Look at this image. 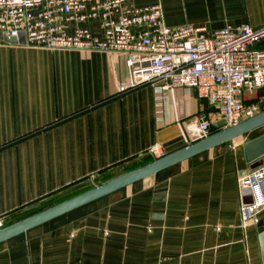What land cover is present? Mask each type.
Returning a JSON list of instances; mask_svg holds the SVG:
<instances>
[{"label":"crops","instance_id":"crops-1","mask_svg":"<svg viewBox=\"0 0 264 264\" xmlns=\"http://www.w3.org/2000/svg\"><path fill=\"white\" fill-rule=\"evenodd\" d=\"M133 1L160 3L173 27H264V0ZM1 34L4 226L155 160V143L166 154L191 144L189 122L212 117L195 89L168 98L152 85L125 89L124 53L31 47ZM244 97L264 110V86ZM263 134L264 125L1 241L0 264H263L264 211L243 225L238 188L252 170L243 145Z\"/></svg>","mask_w":264,"mask_h":264},{"label":"built area","instance_id":"built-area-1","mask_svg":"<svg viewBox=\"0 0 264 264\" xmlns=\"http://www.w3.org/2000/svg\"><path fill=\"white\" fill-rule=\"evenodd\" d=\"M21 31L31 47L124 53L125 89L152 85L164 98L175 89H195L213 113L189 122L187 134L194 141L212 133L215 116L233 126L259 112L244 95L264 86V49L253 48L264 39V27H173L160 3L138 6L133 0H0V33L12 37ZM147 151L156 159L166 154L159 143ZM262 159L238 178L243 225L259 222L264 211Z\"/></svg>","mask_w":264,"mask_h":264},{"label":"water","instance_id":"water-1","mask_svg":"<svg viewBox=\"0 0 264 264\" xmlns=\"http://www.w3.org/2000/svg\"><path fill=\"white\" fill-rule=\"evenodd\" d=\"M1 36L4 41L10 43L25 45L27 41L24 31H21L18 36L8 37L3 33ZM262 125H264V110L233 126H226L225 119L220 120L213 125V129L215 131L208 137L196 140L185 147L170 152L141 167L112 178L101 185L90 188L42 211L0 228V242L27 232L35 226L109 194L114 190L129 185L139 179L155 174L158 171L163 170L177 162L183 161L197 153L208 150L225 142L232 143L238 137L243 136L244 134ZM243 149L246 161L250 164V167L252 169L258 167L262 163V158L264 156V134L244 143ZM247 200L251 201V198ZM260 240L264 264V231L260 235Z\"/></svg>","mask_w":264,"mask_h":264},{"label":"trees","instance_id":"trees-1","mask_svg":"<svg viewBox=\"0 0 264 264\" xmlns=\"http://www.w3.org/2000/svg\"><path fill=\"white\" fill-rule=\"evenodd\" d=\"M153 160H154V159H151V158H150V159L147 160V162L145 161V162H146L145 164H147V163H149V162H151V161H153ZM145 164H144V165H145ZM34 212L36 213L37 211H33L32 213L34 214Z\"/></svg>","mask_w":264,"mask_h":264}]
</instances>
